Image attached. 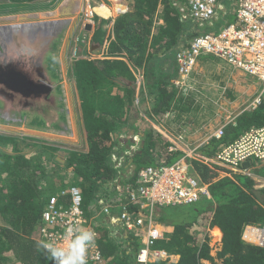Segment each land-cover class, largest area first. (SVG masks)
<instances>
[{"label": "trees", "instance_id": "1", "mask_svg": "<svg viewBox=\"0 0 264 264\" xmlns=\"http://www.w3.org/2000/svg\"><path fill=\"white\" fill-rule=\"evenodd\" d=\"M218 1L222 10L211 22L202 25L183 18L182 9L187 6V0H124L113 20L96 17L99 22L90 42L98 44L105 54L74 58L72 65L75 86L71 93L72 98L76 96L79 101H74L77 140L30 133L19 135L0 127V264H52L43 250H37L41 212L50 194H56L67 204L68 195L64 196L61 191L70 185L77 186L82 194L81 206L89 217L101 212L105 204H111V195L117 194L116 180L121 185L134 187L139 172L146 166L170 165L183 155L177 137L187 143L185 130L175 135L169 133V138L162 129L154 128L147 121L149 128L143 130L139 152L133 150L130 155H122L130 143L121 135L133 129L129 122L130 115L136 111L133 102L136 74L140 70H143L145 84L154 100L149 118L155 114L164 117L165 112L180 115L191 111V107L181 106L184 96L172 84L177 76L175 54L188 39L204 32H217L221 26L236 20L235 0ZM60 2L0 0V15L52 10ZM159 5H162L160 23L156 22ZM104 23L106 28H103ZM200 57L206 62L205 67L214 60L212 54ZM13 101L7 98L5 103L10 106ZM4 112L1 108L0 119L9 122L12 117L4 116ZM126 120L128 125H124ZM187 121L188 118L178 121L176 117V122H181L179 126L186 125ZM263 123L264 97H261L255 108L240 113L233 123L226 125L221 138L210 137L198 151L212 156L221 145ZM33 124L45 126L43 120L29 121L28 126ZM123 126H127L125 132ZM31 138L41 141H29ZM30 146L33 149L26 154L24 147ZM58 151L65 153L62 162L56 158ZM112 153L123 158L120 169L128 167V160L134 164V174L119 177ZM192 166L201 180L209 183L210 196L204 198L203 215L199 214L202 215L199 220H185L184 215L190 212L188 209L183 214L185 210L176 206L156 207L154 214L158 222L168 221L173 231L151 247L179 258L175 263L157 259L146 264H201L202 259H209L211 264H264V239L260 245L244 242L241 238L245 225L264 224V186L258 189L263 195L260 202L253 193L255 183L250 177L234 173L213 180L214 171L196 160H192ZM121 202L127 203L129 212L135 216L138 208L129 200L128 193L121 197ZM196 207L193 205L190 209ZM110 223L101 219L97 227L101 234L97 247L104 258L103 264H137L139 237L132 232L126 238L121 231L114 234L112 230L116 226ZM212 233H218L221 242L215 255L219 263L214 262L209 251L208 240Z\"/></svg>", "mask_w": 264, "mask_h": 264}, {"label": "built area", "instance_id": "2", "mask_svg": "<svg viewBox=\"0 0 264 264\" xmlns=\"http://www.w3.org/2000/svg\"><path fill=\"white\" fill-rule=\"evenodd\" d=\"M236 20L220 28L218 32H205L194 36L187 46L175 54V63L180 80L183 84L191 76L197 66L201 54H212L224 60L232 68L256 77L264 84V0H235ZM217 0H187L182 9L183 18L190 17L203 24L212 21ZM199 25V26H201ZM264 90L261 91L263 93ZM259 94L252 100L247 109L255 108L260 100ZM223 127L220 126L209 136L220 138ZM135 138V137H134ZM183 146L182 156L170 165L146 166L137 176L134 187L117 183V194L110 197L111 204L101 207V212L87 216L81 206L82 194L75 185H70L61 194L68 195V203L59 200L56 194L47 197L41 212L38 228L40 241H61L66 228L75 224L90 228L96 233V242L87 253V264H103L104 258L97 247V239L101 235L97 229L100 220H108L110 225H121L128 232L139 237L140 246L135 262L146 264L158 258L167 257L164 250L152 248V244L164 237V231L156 221L154 209L158 206L193 205L210 196L209 183L204 182L190 172L192 160H201L209 165H220L238 168L243 162L255 159L264 160V124L251 127L240 136L222 145L210 158L201 156L189 144L177 137ZM131 149L134 147L131 145ZM172 149V147H170ZM114 167L120 168L122 157L112 155ZM128 193L129 200L138 210L133 216L127 203L121 197ZM115 234L116 231L112 230ZM258 244L263 243V236L258 237Z\"/></svg>", "mask_w": 264, "mask_h": 264}, {"label": "rangeland", "instance_id": "3", "mask_svg": "<svg viewBox=\"0 0 264 264\" xmlns=\"http://www.w3.org/2000/svg\"><path fill=\"white\" fill-rule=\"evenodd\" d=\"M115 1L118 2V0ZM95 2L96 0H61L58 6L61 5V10L63 11L62 13L66 12L65 14L61 15L57 13V11H55V8L54 11H52L53 9L50 10V18L48 19V17H46V12L41 11L40 14H45L42 24L39 23L36 24L37 27H33V25H31V21L33 20L25 18L22 19V21H25L20 23L22 25L19 26L20 28H18L17 32H15V27L18 25L16 23L21 22L17 14L11 13L6 15H0V62L3 59L8 61L9 56H15L20 54L23 56V59H25V61L27 60L26 58H28L29 64V60L35 57H40L42 55L43 60L45 62H48L49 65H51L54 74L56 73L55 75H53L52 72L50 73L49 79L50 83L53 85V90L52 92H49L50 94L48 95L47 99L48 102L32 101L28 105V102H24L23 100H19V102L14 100L13 103L8 106V103H5V101L7 98L10 97H0V109L2 108V110L5 111L3 113L4 116L9 115L12 117L9 122L0 119V127L6 128L10 131H15L19 135L30 133L32 135L37 134L41 137L46 138L77 140L75 118L77 116V113L76 111H74V101H78V99L75 95V97L72 98L71 93V88L75 86V76L72 70V65L74 62V58L77 55V52H80L77 50V47L80 46L79 43L83 42V40L86 41L89 38L88 32L83 33V35L78 34V28L79 26H81L80 22L81 20L86 18H89V20L94 21L93 17L95 18L94 15L96 14L95 11L92 10L91 5ZM75 8H77L78 10L70 11L71 9L74 10ZM120 8L121 7H119V9ZM118 12L119 11L117 10V14ZM25 22H31V24L27 26V29L24 28L25 24L23 25V23ZM103 25L107 24L104 23ZM57 54L60 57V67L55 70L58 64ZM53 56L56 57L55 60L52 59ZM215 61H217V64L215 63ZM205 64L206 62L201 61L197 65V69L193 75L192 82L195 85L194 89L198 92H201L204 89H208V91L210 92L208 96H211L210 103H212V105H210L208 108L211 111L214 110V107H216L220 111L222 109L220 105L223 104V106H225L224 104L228 105L232 101V99H230L231 94L233 96H235V94H245V90H247L250 85H253V82L244 80L242 77H240L239 79H234L232 77V74L228 71L227 66H225V64L219 61V59L215 58L214 60H211L209 62L208 67H205ZM261 91H259V93L257 92L258 95L261 93ZM229 92H231V94H229ZM258 95H256L252 100H254ZM243 100L244 102L242 106L245 105L246 107H248L249 103L252 101L247 98ZM183 113L188 116H194L195 122L197 121L199 122V124L201 123L200 117H198L200 114L195 115V113L191 111H186ZM183 113H180L178 120H182V117L184 116L182 115ZM1 115L2 114H0V118ZM190 118L191 117L188 118V121L184 126H177V124L168 123L170 121L167 122L164 118V120H162L164 122H161V120L159 119L156 123L157 125H153V127L156 129L161 128L162 130L168 128L169 131H171L170 128H173V130H176V128H178L179 131L185 130V132L189 134V131L195 128V124L193 125L189 123L191 122ZM32 120H45V122H48L50 129L45 131L42 128H36V126L34 125L28 126L29 121ZM124 125H128V120H126ZM126 127L127 126L122 127L123 132H125ZM197 128L201 130L202 127ZM130 133L131 129H129L127 134L121 135V137L128 138L130 136ZM29 141L37 143V141L40 142L41 140L31 138L29 139ZM24 148V152L26 154H28V152H31L33 149V147L31 146L29 148ZM8 152L11 151L8 149ZM64 157V152H57L56 158L58 161H64ZM111 196L113 197L114 195ZM203 202L204 200H201L193 204L197 206V210L190 209L193 205L179 207V209H182L183 211L186 209L190 211L189 213H187V215H184L185 220H189L190 218L199 220V214H202L205 209V204ZM165 209L169 210L170 208L165 207ZM178 214V218L181 219V214ZM183 214L185 213L183 212ZM249 232L250 231H248L247 233L249 234ZM116 233L119 234L120 231H117Z\"/></svg>", "mask_w": 264, "mask_h": 264}, {"label": "crops", "instance_id": "4", "mask_svg": "<svg viewBox=\"0 0 264 264\" xmlns=\"http://www.w3.org/2000/svg\"><path fill=\"white\" fill-rule=\"evenodd\" d=\"M123 3H124V0H118V2H116L115 0H96V2L93 3L91 6H92V10L95 11V14H96V15H94L95 18L97 17L99 19L106 18V19L113 20V18L117 15V10H119V7ZM58 5L59 4H57V6L55 7L56 8L55 11H57V13H59L61 15L65 14L66 12L62 13L63 11L61 10V5L60 6H58ZM100 6L106 8L108 10V14H106L105 16L98 14L96 11V7H100ZM54 9L52 11H54ZM76 10H78V9L75 8L74 10L71 9L70 11H76ZM158 10L159 11H158V15L156 16V19H157L156 22L160 23L162 21H161V17H160L161 15H159V14H160V11L162 10V5L158 6ZM45 12H46V17H48V19H49L50 18V16H49L50 10H45ZM21 13L22 12L16 13L21 22L16 23L18 25L15 27L16 28L15 32H17L18 28H20L19 26L22 25L20 23L25 21V20L22 21V19L27 18V19L33 20V21H31L32 24H31V22L23 23V25L25 24L24 28L27 29V26L30 24L33 25V27H37L36 24H39V23L42 24L43 20H44V16H45V14H40L41 11L23 12L22 14ZM36 13H38V14H36ZM42 13H44V12H42ZM51 15H54V14H51ZM32 17H34V18H32ZM89 17H91V16H89ZM95 18L93 17L94 21H91V20H89V18H86V19L81 20V22H80L81 26H79V28H78L79 29L78 34L83 35V33L88 32L89 38L86 41L83 40V42L79 43L80 46L77 47V50L80 52H77V55L75 56V58H82V57H86L87 55H89V56H95L96 55L97 56L98 54H101V55L105 54L104 50H102V48L98 44H96V43L92 44L91 42H89L91 35H92L94 29L96 28V26L98 25V22H99V20L96 21ZM223 22L224 21H222L221 25H223ZM46 23H48V22H46ZM106 26L107 25H103V28H106ZM86 36H87V34H86ZM188 43H189V39L187 40V42H185L183 44L182 47L187 46ZM75 50H76V48H75ZM58 54H57L58 64H57V68L55 70H57L60 67V65H59V58L60 57L58 56ZM101 55H98V56H101ZM203 55L206 56L207 54H203ZM213 58L215 59L216 56H214ZM216 59H219V58L217 57ZM8 61H12L13 67H15L17 69H22V68L27 69L28 66H29V68H31V66H33L34 70L31 68L32 69V76L34 78H37L39 80L38 82H43L46 85H48L50 87V91L52 92L53 85L50 83V79H49L50 73L52 72L53 75H55L56 73L54 74V72L51 68V65H49L48 62H45L43 60L42 55L40 57H37V58L35 57V58H32L31 60H29L30 61L29 64H28V58L25 61V59H23V56L20 54L15 55V56H9ZM219 61H221L223 64H225V66H227L228 71L232 74V77L234 79H239L240 77H242L244 80L253 82V85H250L247 88V90H245V92H244L245 94L241 93V94H235V96H233L231 94V92H229V94H231L230 99H232V101L228 105L227 104H224L225 106H223V104L220 105V107L223 109L222 110L220 108L222 110V112H221V110L219 111V109H217L216 107H214L213 111H211L208 108L210 105H212V103H210L211 102V99H210L211 96L210 97L208 96V94L210 92L208 91V89L207 90L204 89L205 91L203 90L201 92H198L197 90H195L194 89L195 85L192 82V79H189V80L186 79L184 81L183 85H181V86H176V87L173 86L174 89H176V91H178V93L181 94V96H184L183 102H181V106L183 108L191 107V112H194L195 115L200 114L198 116V117H200V120H201L200 124L197 121L195 122L194 116H190V115L188 116L186 114H182V115H184L183 116L184 119L191 117L190 118L191 122H189V123H191L193 125L195 124V128L190 130L189 134H187L188 135L187 144H189V146L191 148H195V152H197V154H199L201 156H204V155H202V153H199L198 147L201 144H204L208 141L209 136L212 134V132H214L220 126L223 127V131H224L226 128V125L228 123H233L238 118V115L240 113H242L244 111L251 110L250 108L247 109V107L245 105L242 106V104L244 102L243 99L247 98L249 100H252L256 95H258L259 91L264 90L263 82L260 81L259 79H257L256 77L251 76L249 74H246V73L242 72L241 70L232 68L230 65H228L225 61H223L221 59H219ZM35 67L37 68L38 71H36ZM136 77H137V79H136L137 84H135V94H134L135 99L133 102V105H134L133 108H135L136 111L133 112L132 115H130L131 118H130V122H129V127L130 128L132 127L133 129H131L130 136L128 137V141L130 142V144L127 147V149H124L122 155H124V154L130 155L133 150H134L133 152H135V151L137 152V150L140 149V147H141V136L143 135V130H145L146 127L149 128L147 121L150 124H153L154 126L157 125L156 123L158 122L159 119L161 120V122H164V121H162V120H164V118L161 114H159V115L155 114V117H153V118L148 117L149 113L151 114V112L153 111V108H154V103H153L154 100L152 99L153 96L147 88L148 85L145 84L146 79H145L143 70L142 71L140 70L139 73L136 74ZM260 87H261V89H260ZM257 88H259V89H257ZM119 92H121L120 89H119ZM261 97L262 98L264 97V91H263ZM21 98H24V97L21 96ZM47 99H48V95L45 94V95L40 96V98L36 97L34 99V102H48ZM17 102H19V101L17 100ZM31 102L32 101L29 100L28 105ZM176 105L180 106L179 103H177ZM187 112H189V110H187ZM177 114L178 113L173 112L169 116L165 117V120L167 122L170 121L168 123L176 124L177 123L176 117H178V119H179V116H180L179 114L178 115ZM183 117H182V119H183ZM154 119L157 122L153 123ZM132 123H133V125H132ZM179 123H181V122H178L177 126L180 125ZM44 124H45V126L42 127V129L45 131L49 130L50 126H49L48 122L47 121L45 122V120H44ZM33 125L36 126L37 124H33ZM197 127H200V128L202 127V128L200 130ZM36 128H41V127L36 126ZM158 129H161V128H158ZM170 130L171 131H169V129L167 128V129L162 130V131H163V134H165L169 138L171 137L170 134L175 135V134H178V132H179L178 128H176V130L175 129L173 130V128H170ZM242 133H240L239 136ZM131 135H135V138L132 139ZM211 137H213V136H211ZM237 137H235V138H237ZM125 141H126V139H125ZM131 145H133V147H134L133 150L131 149ZM180 147L183 149L182 145ZM138 152H139V150H138ZM216 152H215V154H216ZM215 154H213L212 156H214ZM112 155H116V154L112 153ZM212 156H209V157L205 156V157L210 158ZM196 162H198L199 164H201L205 167H208L210 170H212L216 173L215 178H213V180L220 178V177H223V176H231L234 173L250 177L255 183L253 193H255L258 200L260 202H262L263 195L260 194V191L258 189H259V187L264 186V160L262 161V160L250 159V160L243 162L237 169L236 168L233 169V168H229V167H225V166H220V165H213L215 163L209 164V165L213 166V167H210V166L205 164L206 162L201 161V160H198V161L196 160ZM260 162H262L263 164ZM128 164L130 166L128 165V167H126L124 170L122 168L121 169L118 168L119 174H120L119 177H122V176L126 177L129 174H131L132 169H133L132 166L134 164H131V162L129 160H128ZM190 172L199 176V174L197 173L196 169L193 166L190 168ZM116 181L120 185V181L119 180H116ZM120 186H122V188H124L125 185H120ZM202 200H205V199H202ZM181 206H187V205H177L176 207L179 208ZM185 212H186V210L184 211V213ZM202 215H200L199 218ZM204 219H207V216L204 215ZM156 221L158 222L157 219H156ZM162 222L161 223L158 222V223H159L161 229L164 231V237H166V236H168V234H170L173 231V226L168 221H166L167 223H165V224ZM114 226H116L114 231H116V232L121 231V233H123L124 238H126L128 236V233H130V232L126 231L124 228H122L121 225H114ZM248 231H250L249 234L247 233ZM263 232H264V224H260V223L248 224V225L244 226L242 233H241V238L244 242L252 243V244H258L259 243L258 237L260 235L263 236V234H264ZM139 243H140V240H139ZM208 246H209L210 255L213 257L214 262L216 261L219 263L220 260L215 258L216 252L221 247V242H220V238H219L218 233H212L209 235ZM178 258H179L178 255H168L167 257L158 258V260L168 259L170 262L175 263L178 261ZM201 264H211V261L209 259H202Z\"/></svg>", "mask_w": 264, "mask_h": 264}, {"label": "clouds", "instance_id": "5", "mask_svg": "<svg viewBox=\"0 0 264 264\" xmlns=\"http://www.w3.org/2000/svg\"><path fill=\"white\" fill-rule=\"evenodd\" d=\"M217 3H218L217 5H219V7L216 8L215 16L218 14V11L222 9V4L220 3V1L217 0ZM187 18L192 19L190 17H187ZM104 20H107V19H104ZM192 38H190L189 41ZM202 55L203 54H201L200 56H202ZM200 56L198 58L197 65L201 62ZM216 58H217V56H216ZM52 59L55 60L56 57L53 56ZM196 69H197V66H196L195 70L192 72L191 76L187 78L188 80L189 79L193 80V75H194ZM176 80H180L178 73H177V76L172 80V84L175 87L183 85V84H176L175 83ZM49 94L50 93H48L47 95H49ZM169 115H170L169 112H165L164 118L169 116ZM134 137H135V135H131L132 139H134ZM263 239H264V234H263ZM95 242H96V233L94 230H92L90 228H86V227H82V226L72 224L66 228L61 241H52V240L40 241L37 244V250L38 251L43 250L44 253L46 254V258L50 259L52 261V264H87L88 250L92 246L95 245Z\"/></svg>", "mask_w": 264, "mask_h": 264}, {"label": "water", "instance_id": "6", "mask_svg": "<svg viewBox=\"0 0 264 264\" xmlns=\"http://www.w3.org/2000/svg\"><path fill=\"white\" fill-rule=\"evenodd\" d=\"M31 68L33 69V66ZM31 68L28 66L27 69H17L13 67L12 61L3 59L0 62V97L8 96L12 100L28 102L48 94L50 87L43 82H38L39 80L32 76ZM35 69L38 71L36 67ZM132 168L131 175L134 174L135 166L133 165Z\"/></svg>", "mask_w": 264, "mask_h": 264}, {"label": "bare ground", "instance_id": "7", "mask_svg": "<svg viewBox=\"0 0 264 264\" xmlns=\"http://www.w3.org/2000/svg\"><path fill=\"white\" fill-rule=\"evenodd\" d=\"M96 11L98 14H101V15H106L108 14V10L102 6L100 7H96Z\"/></svg>", "mask_w": 264, "mask_h": 264}]
</instances>
